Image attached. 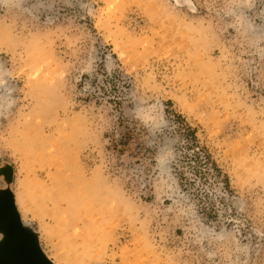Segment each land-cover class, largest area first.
<instances>
[{
    "label": "rangeland",
    "instance_id": "rangeland-1",
    "mask_svg": "<svg viewBox=\"0 0 264 264\" xmlns=\"http://www.w3.org/2000/svg\"><path fill=\"white\" fill-rule=\"evenodd\" d=\"M0 264H264V0H0Z\"/></svg>",
    "mask_w": 264,
    "mask_h": 264
},
{
    "label": "trees",
    "instance_id": "trees-1",
    "mask_svg": "<svg viewBox=\"0 0 264 264\" xmlns=\"http://www.w3.org/2000/svg\"><path fill=\"white\" fill-rule=\"evenodd\" d=\"M193 134V133H192ZM196 145H198V143H196ZM210 158V157H209Z\"/></svg>",
    "mask_w": 264,
    "mask_h": 264
}]
</instances>
